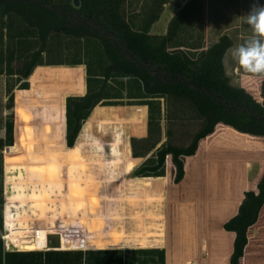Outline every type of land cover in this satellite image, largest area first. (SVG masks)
Returning <instances> with one entry per match:
<instances>
[{
	"label": "trees",
	"instance_id": "obj_1",
	"mask_svg": "<svg viewBox=\"0 0 264 264\" xmlns=\"http://www.w3.org/2000/svg\"><path fill=\"white\" fill-rule=\"evenodd\" d=\"M170 1L140 0L133 5L129 0H80L75 6L73 0H0V75L8 77L5 108L9 110L0 120V130H4L0 134V230L5 221L10 240H16L10 215L14 203L24 200L26 190L37 187L31 180L52 175L40 160L13 158L22 153L23 143L40 146L39 138L48 130L52 133L51 121L44 125V110L50 111L53 103L50 86L47 105L42 100V77L55 74L51 65L86 66V93L66 97L69 147L75 145L96 106H147L148 134L131 138L132 156L143 159L133 176H166L171 162L174 180L181 182L186 174L185 157L196 154L200 143L216 134L220 124L264 139V76L259 95L233 85L224 63L233 45L231 37L222 35L207 48L194 37L203 0H185L170 19L167 32L152 33L153 24ZM62 53L69 58H61ZM79 71L71 66L67 74L80 75ZM9 77L16 79L11 81ZM36 106L39 112H33ZM14 107L20 108L19 115ZM176 110H189L200 122L187 146L171 141L172 130L166 132L165 140L162 137L164 112L168 120H173ZM40 125L46 128L41 131ZM4 155L8 157L5 161ZM244 183L241 178L236 187L241 202L238 212L223 225L236 234L230 264L241 263L249 230L259 220L264 206V170L257 190L244 191ZM228 188V184H218L220 191ZM176 203L182 226L170 220L167 248L19 251L10 249L9 242L4 244L0 236V264H166L168 249L171 264H204V204L187 214L190 207ZM37 244L42 247L41 240Z\"/></svg>",
	"mask_w": 264,
	"mask_h": 264
},
{
	"label": "rangeland",
	"instance_id": "obj_2",
	"mask_svg": "<svg viewBox=\"0 0 264 264\" xmlns=\"http://www.w3.org/2000/svg\"><path fill=\"white\" fill-rule=\"evenodd\" d=\"M129 1L130 3L134 2L133 5H137L140 0ZM184 3L185 0H171L165 4L161 18L151 32L164 34L167 31L170 18L179 11ZM252 3L253 0H203V11L196 21V30L192 34L195 38H199L205 48L218 41L222 35H229L233 40V45L224 58L226 73L233 85L245 87L252 94L259 95L260 82L263 76L244 72L232 60L230 55V50L250 35V28L243 21ZM259 3L264 4V0H259ZM59 56L64 59L69 58V55L65 53ZM9 78L11 81L16 79V77ZM7 79V75H0V120L9 114V110L5 108ZM38 109V106L34 107L33 112H39ZM99 109L103 113L102 116L106 115L109 119H112V123L116 124L110 126V130L113 131L117 127L122 131L124 146L128 144L130 148L132 137L147 136V108L124 104ZM144 113L146 114L145 119L142 117ZM191 115L189 110L181 112L176 110L175 113H172L174 119L168 120L166 112H164L161 121L163 139L165 140L167 137L166 132L172 130L171 141L174 144L187 146L191 143L195 132L200 127V122L194 120ZM179 117L180 120H178ZM95 122L89 130L87 138L100 136L99 122L101 123V120ZM40 128L42 131L46 127L40 125ZM45 133L48 136L40 137V146L37 147L41 152L54 143V137L49 133V130ZM0 134H4V131L0 130ZM107 155L111 157L109 146L107 147ZM125 155L127 159L133 160V170L143 160L142 158L134 159L132 151L129 155ZM261 156H264L263 140L242 136L232 128L220 126L217 135L209 141L200 143L196 154L185 157L186 175L181 182L174 180V167L170 162L167 164L170 177L154 182L155 184L151 190L141 191L127 185L129 178L133 176V170L127 176H120L115 182H108L107 178L104 179L103 175L94 172V169L92 172L85 161L82 164L79 163L78 167L75 166L76 168L73 169H70L68 164H63L59 175L53 174L57 173L56 169H53L52 175L47 178L46 183L44 184L42 181L44 185L41 186V189L36 188L40 192L38 198L14 203L10 215L12 217V235L16 240H10L11 238L7 237L9 230L5 221L3 230H0V236L4 238V244L7 241L9 242L10 249L28 251L26 248L30 243H34L33 240L36 238L37 231L45 229L48 234V247L38 250H62L63 245L69 244V246H73L72 249L65 250L86 251L89 249H82L86 246L85 243H82L83 238L85 237L89 242L88 234L82 232L85 227L92 230L90 241L93 246H100V243L104 240H110L115 235L121 236L120 239L122 240H131L135 236L134 231H139L140 227L143 229L145 224L148 225L149 231L154 235L151 236L156 239V218L161 217L157 222L161 221L163 223L165 232L161 238V243L158 244L156 240H153L156 247H136L138 245L133 244L130 246L134 247L123 245L107 249L158 248V246L159 248H167L170 220L172 219L178 224L182 220L181 214L179 215L180 212L174 206L177 204L176 202L184 203L186 208L187 206L190 207L188 205L190 204L193 208L199 202L208 201L207 198L212 190L209 189L208 178L203 175V170H205V174L208 173L207 176L217 170L221 174L223 172L224 175H234L236 170H240L238 178L242 177L241 174L244 170L249 183H244L245 186L243 185V187L245 188L243 190L245 191L249 188H256L257 172L261 168L260 162L264 163V158H261ZM218 157L220 158L218 159ZM223 157L225 159H222ZM248 157L258 160L249 161ZM228 160H230V163L225 162ZM29 178H32V176L30 175ZM235 178H237L236 174ZM213 190L218 195L230 196V200L220 199L213 202L214 207L217 208L215 212L218 214V220H229L228 218L237 212L240 205L239 193L235 189L231 190L229 188L220 191L218 184L213 187ZM150 193L152 199L147 195ZM191 211V208L188 209L187 214ZM160 213L162 216H159ZM90 215L91 217H89ZM179 226L181 227L182 224H179ZM206 241L204 239L206 246L204 256H207L209 252ZM216 247L218 249V262L224 264V256H228L229 244L226 239L222 238ZM5 248L9 251L7 246ZM96 249L105 248L99 247ZM173 256L176 259L180 258L178 254H173ZM190 262L196 263L195 261H188L187 264H190Z\"/></svg>",
	"mask_w": 264,
	"mask_h": 264
},
{
	"label": "crops",
	"instance_id": "obj_3",
	"mask_svg": "<svg viewBox=\"0 0 264 264\" xmlns=\"http://www.w3.org/2000/svg\"><path fill=\"white\" fill-rule=\"evenodd\" d=\"M158 21H156L153 24L151 30L154 29ZM71 66H73V70H76V72L80 70L79 72H81V74L80 75H68L67 71ZM50 69L55 74L54 75H43L42 77L43 79L42 100H43L44 105H47L46 101H47V95H48V86H50L51 88L50 92H51V97L53 98V103L50 107V111H48V109L46 108L44 110V125L46 124L47 120L51 121V131H52L51 135L54 137V141H53L54 143L50 144L45 149V151L41 152L40 149L37 148L38 145H32L29 142H25L22 144V147H23L22 153L20 155H15L13 158L30 159L34 161L40 160L42 161V165L44 166L45 170L50 168L51 171L53 172V169H56L57 175L60 174L63 164L64 165L68 164L70 169H73V168L78 167L77 165H79V163L82 164L85 161L86 163H88L89 169L92 172L94 169L95 170L94 172L100 175H103L104 179L107 178L106 180L108 182H115L120 178V176H127L128 174H130L134 168V162L133 160L127 159L125 154L129 155V153L131 152L130 151L131 146L129 148L128 144L126 146L123 145L122 131L119 128L115 127V130L113 131L110 130V126H115L116 124L112 123V119H109L106 115L102 116L103 113L101 109H99L102 107L103 108L114 107V105L96 106L93 112L91 113L90 117L84 123L82 130L76 140L75 145L73 147L67 146L66 144V97L69 95H84L86 93V66L84 64L70 65V66L67 64H61V65H51ZM44 71H46L45 67H44ZM34 78H38V77L36 76ZM31 79H33L32 76L29 78L30 82H31ZM130 106H141V107H144V109L147 108L146 105H130ZM14 112L17 115H19L20 108L14 107ZM147 116H148V112H147ZM115 117H118V116H115ZM142 117L145 119L146 114L144 113ZM18 118L20 117L18 116L17 119ZM133 119L136 120L135 118ZM96 120L97 121L101 120V123L99 122L100 136H94L92 138L90 137L87 138L89 134V130L92 128L94 123H96L95 122ZM220 126L232 128L230 126L220 124L218 126V131L216 132V134L203 140V142L209 141L211 138L217 135L220 131ZM232 129L235 130L234 128ZM237 132L242 136L251 137V138L254 137L248 134L241 133L239 131ZM110 137L111 139H109ZM255 138H259V137H255ZM259 139L264 141L263 138H259ZM108 146L110 147L111 157H108L107 155ZM86 151H87V154H86ZM7 158L8 157L4 155V159L6 160ZM219 158L220 157H218V159ZM227 158L231 159L230 157H227ZM134 159H139V158H134ZM222 159H225V158L223 157ZM247 159L249 161L258 160L256 158H249V157ZM225 162L230 163V160L225 161ZM185 167H186V164H185ZM260 167L261 168L258 170L257 177H256L257 184L264 170V163L260 162ZM244 172L245 171L243 170L241 174L242 177H239V178H238V175L240 176V170H236V173L233 171V173L236 174L237 178H235V174L234 175H230V174L224 175L223 172L221 174L220 171L218 170L215 173H210V176L206 175L208 174L207 172L205 174V170H203L202 172L203 175L208 178L207 182H208V185L210 186L209 189L212 190V192H210V195L207 198L208 200L207 202L206 201L199 202V204H204V218H205V221H204L205 222L204 224L205 234L202 239V251H203L202 254L204 253L205 251L204 248L206 247L204 239L207 240L206 241L207 250L209 249L207 256H204V254L202 255L204 259V264H220L218 262V256H217L218 249L216 245L219 244V240L222 238L226 239V242H228L229 244V250L227 254L228 256H224V260H225L224 264H230V258L233 252L234 240H235L236 234L233 231H227L226 229H224L223 225L227 220H220V221L218 220V214L215 212L217 208L214 207V204H213V202L218 201L220 199H229L230 196L229 195L225 196V194L218 195L214 193L213 187L216 184H225V185L228 184L229 187L231 186L230 187L231 190H234V189L236 190V187L238 186V183L241 178H243L245 183H248ZM168 175L170 176L169 171H168ZM168 175L163 176V177L132 176L131 178H129L130 180H128L127 185L130 186L131 188L135 187L134 189H138L141 191L151 190L152 186L155 184L154 182L158 181L159 179L160 180H163L165 178L168 179L169 178ZM42 181L45 184L47 181V178L34 179V180H31L30 183L33 185H36L37 187L40 186L39 188L41 189V186L44 185ZM257 184H256V188H253L254 190H257ZM36 188H33V189L30 188L29 191L26 190L24 192V195L26 196L24 197V200L38 198L40 195V192L36 190ZM147 195L149 198L151 197V193ZM16 197L20 199V197L18 196ZM242 197H244V195ZM209 201L211 205L209 204ZM199 204H197L196 206H193V208L197 210ZM188 205L190 206V208H192L190 204ZM237 212H235L233 215H235ZM233 215H231V217ZM159 216H162L161 213ZM89 217H91V215ZM231 217H229L228 219H230ZM157 218H156V232H155L156 239L153 238L154 235L152 234V232L149 231L148 225L145 224L143 229L142 227H140L141 229L139 231L138 230L134 231L135 236L131 240H122L120 239L121 236L119 237L115 235L110 240L108 239L104 240L102 243H100L101 244L100 246H93L91 245V241H90L92 230L89 228L87 229L85 227L82 230V232L88 234L89 242H87L86 238L84 237L82 240V243H85L86 246H84L85 248H82V249H96L99 247L107 249V248H112L113 246L120 247L123 245H127V247H134V246H130L133 244L138 245L136 247H156V244L155 242H153V240H156L158 244L161 243L162 242L161 238L165 232L163 228V223L161 221H160L161 223L157 222L161 219V217H157ZM37 232L42 233L43 235L36 236L35 238L36 241L33 240L34 243H30V245H28L27 247L28 250H38V249L45 248L46 240L48 239V234L46 233L45 229H40ZM248 235H249V241L246 246L244 256L241 258L240 264H264V206L260 212L258 222L250 228ZM40 240L42 241V247L37 244V241H40ZM150 243H153V244H150ZM63 246L64 247L62 248V250L72 249L71 247H73V246H69V244H65ZM169 250L170 249H168V261L166 264H171V261H172V256L170 255ZM190 264H195V263L190 262Z\"/></svg>",
	"mask_w": 264,
	"mask_h": 264
},
{
	"label": "clouds",
	"instance_id": "obj_4",
	"mask_svg": "<svg viewBox=\"0 0 264 264\" xmlns=\"http://www.w3.org/2000/svg\"><path fill=\"white\" fill-rule=\"evenodd\" d=\"M243 22L250 35L230 50L231 58L244 72L264 76V4L253 0Z\"/></svg>",
	"mask_w": 264,
	"mask_h": 264
},
{
	"label": "water",
	"instance_id": "obj_5",
	"mask_svg": "<svg viewBox=\"0 0 264 264\" xmlns=\"http://www.w3.org/2000/svg\"><path fill=\"white\" fill-rule=\"evenodd\" d=\"M73 4L75 6H79L80 5V0H73Z\"/></svg>",
	"mask_w": 264,
	"mask_h": 264
}]
</instances>
